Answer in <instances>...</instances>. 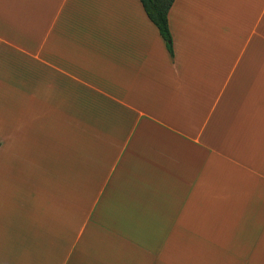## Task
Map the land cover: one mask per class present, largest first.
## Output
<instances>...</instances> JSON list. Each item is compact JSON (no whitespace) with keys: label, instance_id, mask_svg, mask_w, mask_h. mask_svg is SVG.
Masks as SVG:
<instances>
[{"label":"crops","instance_id":"0c3cea01","mask_svg":"<svg viewBox=\"0 0 264 264\" xmlns=\"http://www.w3.org/2000/svg\"><path fill=\"white\" fill-rule=\"evenodd\" d=\"M0 0V264H264V0Z\"/></svg>","mask_w":264,"mask_h":264},{"label":"trees","instance_id":"16d2710c","mask_svg":"<svg viewBox=\"0 0 264 264\" xmlns=\"http://www.w3.org/2000/svg\"><path fill=\"white\" fill-rule=\"evenodd\" d=\"M140 2L147 17L158 29L169 54L173 58V40L169 29L168 15L175 0H140Z\"/></svg>","mask_w":264,"mask_h":264}]
</instances>
